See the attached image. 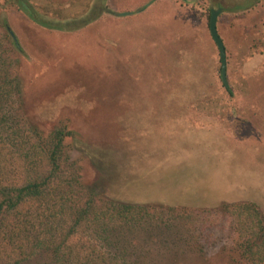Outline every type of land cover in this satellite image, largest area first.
<instances>
[{
	"label": "rangeland",
	"instance_id": "rangeland-1",
	"mask_svg": "<svg viewBox=\"0 0 264 264\" xmlns=\"http://www.w3.org/2000/svg\"><path fill=\"white\" fill-rule=\"evenodd\" d=\"M25 1L58 26H41L23 5L0 0L8 35L13 34L22 54L18 74L26 117L44 127L52 121L67 123L78 138L99 146L101 160L79 161L88 188L113 202L170 205V199H164L170 195V203L177 204L170 206L204 207L197 202L207 195L197 196L198 183L187 178H176L175 185L167 182V195L162 189L152 192L150 188L159 185L145 181L144 173L154 159L141 152L152 151L160 137L165 144L176 139L151 133L153 125L176 124L147 109L156 107L153 103H199L193 109L197 124L202 121L201 108L207 107L200 104H210L219 113L235 114L225 124L240 126V134L252 140L251 146L245 140L228 143L225 150L231 155L218 159L214 174L222 170L226 183V177L233 178L232 164L235 168V161L240 163L235 194L251 199L264 215V0ZM218 7L216 31L225 49V87L207 27L209 10ZM97 11L92 21L75 28L79 18ZM123 11L130 14H114ZM220 180L212 177L218 191L223 189ZM173 189L175 194H169ZM211 197L207 202L215 199ZM221 203L229 202L212 207ZM80 238L74 241L76 248ZM208 253V264H225L218 247Z\"/></svg>",
	"mask_w": 264,
	"mask_h": 264
},
{
	"label": "trees",
	"instance_id": "trees-1",
	"mask_svg": "<svg viewBox=\"0 0 264 264\" xmlns=\"http://www.w3.org/2000/svg\"><path fill=\"white\" fill-rule=\"evenodd\" d=\"M30 10L37 24L58 27ZM98 13L79 18L75 28ZM3 17L0 264H208L213 247L225 264H264V215L253 202L153 206L103 200L88 188L79 161L101 160L99 146L78 138L67 123L44 127L26 117L18 74L22 54Z\"/></svg>",
	"mask_w": 264,
	"mask_h": 264
},
{
	"label": "crops",
	"instance_id": "crops-1",
	"mask_svg": "<svg viewBox=\"0 0 264 264\" xmlns=\"http://www.w3.org/2000/svg\"><path fill=\"white\" fill-rule=\"evenodd\" d=\"M153 104L156 107L147 109L156 110L155 114H158V116H165V118H162L164 116L161 117L162 120H175L176 124L167 125L168 127H161L162 124L153 125L151 133L155 134L159 131L162 136L168 135L171 140L173 138L176 139L174 141H168L167 144H165L164 139L160 137L162 141L158 145H154V147L151 149L152 151L146 149L148 151L141 152L145 154V156L152 157L154 159L152 163H147V165H150L151 168L146 167L147 170L144 173V176H146L144 178L145 181L159 185L157 188L154 186L150 188L152 192L153 190L160 191L162 189L166 193V188L168 185L167 182L171 181V183L175 185V181H177V179L187 178V181L200 184L195 185L196 190L194 193H196L197 196L204 199L205 195H207L205 201L197 202L199 206L212 207V205H216L220 201L253 202L249 198H245L244 196H242L241 198L240 196L238 197L235 194L236 185L238 184V177L236 176V173H239L240 163L235 161V168L234 163L232 164L233 170L231 169L230 171L234 172L235 175L230 172L232 173L233 178L226 177V183L222 181V170L218 171L217 174H214L218 159L225 158L223 156H226V153H229L231 155L230 151L225 150V147H227L226 145L228 143H235L237 141L241 142V140H245L248 144L252 143V140H250L249 137L240 134V126L225 124V119L232 116V118H234L235 114L233 115L231 112L219 113V108L217 107H208V105L210 104H200L201 106L207 107L201 108V111H203L200 113L202 121H199L200 124H197L196 122L198 118H194V115L196 116V114H194L193 109H196L195 106L199 103ZM232 105L234 104H228L226 106ZM226 109L231 110L235 108ZM163 110H167V112ZM204 110L216 111L206 113L204 112ZM190 121H192V123ZM207 137L209 139L208 142L207 140H205ZM204 143L208 145H214V148H206ZM249 146H251V144ZM238 155H240L239 152ZM226 164L229 165L230 161L227 160ZM167 175L169 177V180L165 178ZM214 175L216 178H221L219 182L222 183L223 189L219 187V191L212 181V177ZM232 182L233 184H231ZM225 185L228 186V188H225ZM239 185L240 183L238 184V186ZM174 190L175 189H173V191L169 194L174 195L176 192ZM211 196H214L213 198L215 199L207 202L208 198H212ZM172 197L173 196L170 195L165 196L164 199H170L169 202L166 203L170 205H177L170 203ZM181 204L182 203H180V205Z\"/></svg>",
	"mask_w": 264,
	"mask_h": 264
},
{
	"label": "water",
	"instance_id": "water-1",
	"mask_svg": "<svg viewBox=\"0 0 264 264\" xmlns=\"http://www.w3.org/2000/svg\"><path fill=\"white\" fill-rule=\"evenodd\" d=\"M21 4L23 5L24 9L29 13L30 9L26 6V4L22 1ZM220 8L218 7L217 9H210L209 10V16H208V33L210 38L212 39L218 53V58H219V78L222 83V85L225 87L226 82H225V71H226V61H225V49L223 42L221 38L219 37L217 31H216V17L217 14L219 13ZM116 16H126L130 14L129 11H123V12H118L114 13ZM10 36L12 37L13 41H15V38L11 32Z\"/></svg>",
	"mask_w": 264,
	"mask_h": 264
}]
</instances>
